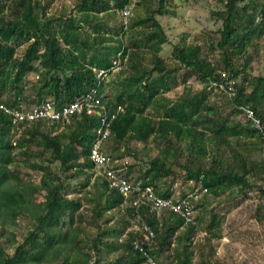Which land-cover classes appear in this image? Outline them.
Segmentation results:
<instances>
[{"label":"trees","instance_id":"16d2710c","mask_svg":"<svg viewBox=\"0 0 264 264\" xmlns=\"http://www.w3.org/2000/svg\"><path fill=\"white\" fill-rule=\"evenodd\" d=\"M218 1L224 9L212 15L221 28L204 31L200 44L178 40L172 45L171 67L161 55L168 39L157 16L172 7L173 0H141L127 23L119 20L114 30L100 17L115 12L120 18L128 0H77L74 11L59 16H48V4L41 0H0V103L13 107L49 100L60 108L97 88L110 113L118 106L124 109L110 123V136L101 149L126 180H144L163 198L185 195L175 192L177 182L191 186V191L206 189L214 197L236 189L241 197L257 191L264 198V187L249 179L264 181V75H252L264 39V0ZM141 5L144 17L135 15ZM7 10L10 16L5 19L1 16ZM104 36L111 47L104 48ZM19 45L25 47L17 55ZM119 51L127 59L123 68L109 74L116 75L112 82L107 78L97 83L95 72L109 68ZM208 52H217L218 60L208 61ZM222 72L233 81V96L216 90L229 114L242 116L249 108L261 121V130L217 111L210 100L215 94L211 84L221 80ZM178 73L182 90L170 100L165 93L174 89ZM191 78L201 84L200 90L187 85ZM24 87L31 94H25ZM99 126L97 117L83 114L63 127L35 122L16 128L0 112V229L17 226L20 218L29 223L20 241L15 233H1L0 264H89L92 258L93 264H145L134 249L137 241L147 244L142 223L153 232L146 251L157 264H194L197 224L186 225L169 211L159 217L144 207L136 212L132 197L124 204V197L103 176L92 175L89 152ZM132 141L143 149L138 151ZM256 144L260 161L246 156ZM148 145L157 153L133 177L135 165L121 160L129 156L140 161L141 153L151 151ZM55 164L59 170L51 173ZM22 167L28 171L25 175L19 172ZM31 172L38 174V181L30 178ZM75 178L73 187L80 195L73 198L69 191ZM40 194L42 201L37 200ZM203 200L195 209L205 206ZM207 213L205 231L220 239L223 218ZM89 226L94 236L85 235ZM3 239L13 247L11 255Z\"/></svg>","mask_w":264,"mask_h":264},{"label":"rangeland","instance_id":"374dc122","mask_svg":"<svg viewBox=\"0 0 264 264\" xmlns=\"http://www.w3.org/2000/svg\"><path fill=\"white\" fill-rule=\"evenodd\" d=\"M46 5L48 4L46 14L59 16L64 12L74 11L73 7L77 0H41ZM9 0H3V3H8ZM172 7L166 8L162 12V16L157 19L164 29L168 43L163 46V51L161 55L165 58L168 65L174 66V62L170 58L172 45L176 44L181 38H185L187 43H201L203 41L204 31H214L221 28V23L216 21L212 13L224 9V4L220 3L218 0H173ZM75 13V12H74ZM145 8L141 5L138 7L135 15L145 16ZM77 15V14H76ZM10 16L7 10L1 17L7 19ZM101 21L105 23L106 27L111 29H117L119 23V15L115 12H110L104 14L100 17ZM113 33V32H112ZM106 42L105 47H111L112 43L109 42L106 36H104ZM128 36L126 37V42L128 41ZM261 48L259 49V56L256 57L252 62V75H264V39L261 42ZM25 45H19L17 48V55H20L24 50ZM105 53L104 50H101ZM149 58V54L144 56L142 61L146 64ZM205 58L208 61H217L218 53H207ZM179 77L173 80L174 89L172 93H165V97L170 100H175L181 93V73H178ZM153 76H156L154 74ZM36 79V76L31 75L29 78ZM116 75L110 76L107 81L112 82ZM30 79V80H31ZM29 80V81H30ZM187 85H190L193 91L200 90L201 84L194 80H188ZM110 86L108 85L107 88ZM25 94H31V90L25 88ZM211 102L216 104L217 111L221 112L223 115H229L235 120L244 122L245 119L241 115L229 114V107L227 102L223 99V96L215 91V94L211 96ZM132 146L136 147L138 151L143 149V145L136 142L130 143ZM149 150L147 154L141 152L139 155L140 161L136 162L134 158L126 156L121 161L124 163H130L135 165V170L133 172V177H137L138 173L146 168L145 162L149 158L153 157L157 153V149L153 150L152 145H148ZM246 156L252 161H260L262 158L261 147L256 145L249 146L246 152ZM83 158H80L82 162ZM140 162V163H139ZM122 163V162H120ZM59 166L55 164L51 167L50 171L58 172ZM142 168V170H140ZM26 168H20L19 172L21 175H25L28 171ZM92 175L97 176V172L92 170ZM72 171L69 172L71 174ZM30 178L34 181H38V174L35 172L28 173ZM30 179L29 176L25 177ZM77 178V177H76ZM76 178L71 180L72 189L69 191L71 197L75 198L80 195V190L73 187L76 182ZM80 179V178H79ZM250 182H257L259 185L264 187V181H257L253 177H250ZM70 182V181H69ZM191 186H183L181 182H177L175 185V192H190ZM177 194V193H176ZM43 194H40L37 198L38 201L43 200ZM208 196V197H205ZM205 199V200H203ZM203 203L201 209L197 210L194 207L197 233L194 237V264H264V198L260 196L257 191H252L246 197H241L236 193V189L227 191L219 197H214L213 195L205 194L202 196ZM208 211H212L213 214L220 215L223 220L220 226L221 238L212 239L209 234L205 231L206 224L209 221ZM203 212V213H202ZM263 221V222H262ZM194 224V225H195ZM27 228H29V223L27 220L20 218L17 221V226H7L0 229V235L3 231L16 234V241H20L23 235H25ZM95 229L90 227L87 229L86 236H94ZM3 242L6 244L5 251L8 255L13 252V247H10L5 239ZM91 252V249L90 251Z\"/></svg>","mask_w":264,"mask_h":264},{"label":"built area","instance_id":"2783aa9c","mask_svg":"<svg viewBox=\"0 0 264 264\" xmlns=\"http://www.w3.org/2000/svg\"><path fill=\"white\" fill-rule=\"evenodd\" d=\"M141 0H128V3L121 10L120 21L122 24H126L128 19L133 16L134 9L137 7ZM126 57L123 56L122 51L116 54V58L112 60L109 68L97 70L95 77L97 83L105 81L110 73L120 71ZM221 80L217 83H212L215 91L218 90L227 93V95L233 96V81H229L228 74L221 73ZM230 93V94H229ZM0 112L8 117L11 125L18 128L20 125L26 123L45 122L48 124H58L61 127L69 125L75 116L86 115L88 117H97L100 122V126L96 130V138L92 144L89 152V160L93 165V169L97 172V175L104 177L108 181L111 188H115L124 197V204L130 202L131 206L135 208L136 212L140 208H146L149 212L154 213L156 217H159L162 212L169 211L174 215L179 216L184 224H195L196 216L194 207L201 200L202 196L207 194V190L198 189L185 193L184 196L176 195L169 198H163L158 196L151 185H147L144 180H138L136 182H130L120 175L121 170H114L113 164L110 162L109 157L101 149L103 142L110 136L109 125L112 120L115 119L117 114L124 112V109L120 106L116 108L114 113H110L106 106L102 102V95H99L97 88H92L87 94L78 98L74 102L57 108L53 101H44L42 103H27L20 102L17 106L8 107L0 103ZM242 116L245 120L250 121L252 127L261 130V121L256 118L253 111L249 108H244ZM134 195V196H133ZM139 221V217H137ZM142 229L144 231V239L147 244L135 242L134 249L137 250L145 259V264H157L155 259L151 257L146 247H150L154 235L153 232L142 223ZM94 263V258L89 264Z\"/></svg>","mask_w":264,"mask_h":264},{"label":"crops","instance_id":"0c3cea01","mask_svg":"<svg viewBox=\"0 0 264 264\" xmlns=\"http://www.w3.org/2000/svg\"><path fill=\"white\" fill-rule=\"evenodd\" d=\"M170 93H172V92H170ZM111 225V223L110 224H108V226H110Z\"/></svg>","mask_w":264,"mask_h":264}]
</instances>
